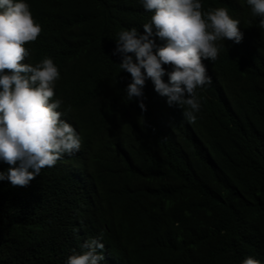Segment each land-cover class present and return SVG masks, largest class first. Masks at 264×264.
I'll list each match as a JSON object with an SVG mask.
<instances>
[{
  "label": "trees",
  "instance_id": "obj_1",
  "mask_svg": "<svg viewBox=\"0 0 264 264\" xmlns=\"http://www.w3.org/2000/svg\"><path fill=\"white\" fill-rule=\"evenodd\" d=\"M27 2L41 31L25 62L53 59L52 99L81 145L26 186L0 180V264H63L101 234L100 264L264 262V29L244 0H202L243 35L204 61L192 122L150 79L142 97L125 95L131 75L112 50L120 29L149 22L139 0Z\"/></svg>",
  "mask_w": 264,
  "mask_h": 264
},
{
  "label": "clouds",
  "instance_id": "obj_2",
  "mask_svg": "<svg viewBox=\"0 0 264 264\" xmlns=\"http://www.w3.org/2000/svg\"><path fill=\"white\" fill-rule=\"evenodd\" d=\"M139 2L151 11L149 22L142 24L143 32L136 27L120 29L112 50L121 57L119 68L131 75L125 95L128 100L142 97L145 80L150 79L154 91L166 97L169 106L180 107L183 118L192 122L200 110L196 89L210 82L204 61L216 59L219 41L241 40L240 20L226 7L202 9V0ZM244 2L264 29V0ZM40 31L27 0H0V161L9 165L0 171V180L13 186L28 185L41 168L51 167L81 145L80 134L61 118L67 112L60 110L61 98L52 99L60 76L53 59L25 62L30 54L25 42L35 40ZM165 74L167 81L162 79ZM137 104L145 109L142 99ZM101 236L85 239L81 247L86 250L73 251L63 264H100ZM240 264L264 262L246 256Z\"/></svg>",
  "mask_w": 264,
  "mask_h": 264
}]
</instances>
